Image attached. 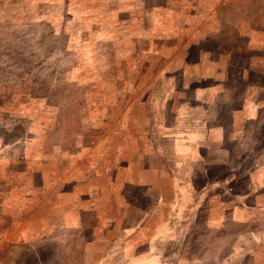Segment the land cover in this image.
<instances>
[{
    "label": "rangeland",
    "instance_id": "obj_1",
    "mask_svg": "<svg viewBox=\"0 0 264 264\" xmlns=\"http://www.w3.org/2000/svg\"><path fill=\"white\" fill-rule=\"evenodd\" d=\"M173 260L264 264V0H0V264Z\"/></svg>",
    "mask_w": 264,
    "mask_h": 264
},
{
    "label": "crops",
    "instance_id": "obj_2",
    "mask_svg": "<svg viewBox=\"0 0 264 264\" xmlns=\"http://www.w3.org/2000/svg\"><path fill=\"white\" fill-rule=\"evenodd\" d=\"M233 258H234V259H237V254H235V255L233 256ZM167 264H177V262L173 260V261H168Z\"/></svg>",
    "mask_w": 264,
    "mask_h": 264
}]
</instances>
